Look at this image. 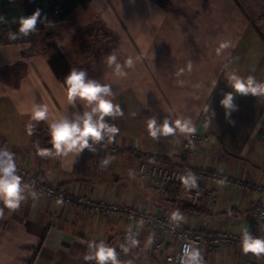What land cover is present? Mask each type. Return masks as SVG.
Listing matches in <instances>:
<instances>
[{"label":"crops","instance_id":"0c3cea01","mask_svg":"<svg viewBox=\"0 0 264 264\" xmlns=\"http://www.w3.org/2000/svg\"><path fill=\"white\" fill-rule=\"evenodd\" d=\"M99 6L104 28L118 30L113 47L102 51L97 40L85 49L83 40L76 48L70 33L78 35L90 24L76 15L80 8L65 23H57L55 17L54 25L68 30L50 36L41 51H33L28 35L12 41L8 36L0 46V147L15 153L17 165L28 166L64 193L117 198L121 204L154 212L179 209L184 224L236 234L248 229L264 236L249 219L256 193L236 184L264 182V95L237 94L236 108L228 116L220 104L224 93L232 91L226 85L230 72L264 82V0H108ZM11 23L19 28V21L7 25ZM225 40L232 46L218 52ZM113 51L122 65L129 55L139 57L134 67L125 65L126 77L115 75L105 63L104 57ZM70 68L85 69L89 78L112 84L114 100L123 109L112 121L119 132L111 142L119 152L84 149L78 156L68 153L40 161L33 134L41 125L48 133V126L41 121L29 134V110L33 103H44L50 119L71 113L63 83ZM179 69L184 71L177 76ZM154 115L158 122L166 116L191 117L201 144L188 162L196 168L219 169L231 184L204 182L196 201L182 197L175 202L154 192L138 173L132 148L164 152L170 165L181 161L186 138L179 133L150 137L146 122ZM105 156L111 162L102 167ZM214 190L216 200L210 197ZM26 195L18 209L0 215V264H95L83 259L88 242L103 239L115 247L129 228L139 243L130 246L123 264H169L166 256L179 248L173 236L152 235L123 216H91L28 191ZM187 204L196 205L197 212L184 209ZM158 242L165 243L162 252L155 251ZM202 254L205 264L256 263L254 255L243 254L239 246ZM258 263L264 264V257Z\"/></svg>","mask_w":264,"mask_h":264},{"label":"clouds","instance_id":"9594fccd","mask_svg":"<svg viewBox=\"0 0 264 264\" xmlns=\"http://www.w3.org/2000/svg\"><path fill=\"white\" fill-rule=\"evenodd\" d=\"M45 23V18H41L40 10L37 9L32 15L20 17L19 29L17 32L10 31L9 38L16 40L21 35L27 36L38 31L37 21ZM232 46L231 41H222L217 51ZM139 57L129 55L124 65L119 60L117 53L113 51L104 57L105 63L113 68L114 74L119 77H126L128 73L124 70L132 68ZM189 69L191 64H189ZM184 69H179L176 75L182 74ZM65 94L69 104L73 105L70 114L64 113L57 118L50 119L49 106L44 103H33L30 108L29 122L26 125L29 134L37 127L41 121L47 122L50 147L39 148L38 153L42 156H62L68 153H75L77 156L88 149L96 152V145L104 148V141H113L116 138L119 128L112 121L116 117L123 115L120 103L114 100L115 92L111 83H101L96 79L89 78L85 69L70 68L63 81ZM217 81H213V89ZM226 85L232 89L226 92L220 100V104L226 110V116L235 110L234 98L237 94L252 96L264 95V82H259L252 75L243 77L237 72H230L227 75ZM212 89V90H213ZM79 102V104H77ZM83 109V110H78ZM108 117L110 120H106ZM36 122V123H33ZM146 130L148 135L154 139L169 137L174 134H184L186 138L196 132V127L191 117H179L172 120L166 116L162 122H158L157 116L147 119ZM111 162V157L105 156L101 159L102 167H107ZM183 187L196 189L199 187L197 176L188 170L186 174L180 176ZM29 185L23 181L19 174L15 153L6 147H0V215L5 210L15 211L27 198ZM35 196L33 191L30 193ZM170 219L179 223L185 218L179 209L174 210ZM139 241L136 239L132 229L129 228L125 235V242L119 245L120 249L128 252L130 246H136ZM239 247L243 254L251 253L256 257L264 256V236H253L248 229H244L240 236ZM83 259L95 264H123L119 259L117 248L107 243L105 240H90L87 252ZM178 264H205L202 250L195 246V242H186L181 248L178 256Z\"/></svg>","mask_w":264,"mask_h":264},{"label":"built area","instance_id":"2783aa9c","mask_svg":"<svg viewBox=\"0 0 264 264\" xmlns=\"http://www.w3.org/2000/svg\"><path fill=\"white\" fill-rule=\"evenodd\" d=\"M201 144L199 135L195 132L190 134L182 145L183 153L181 161H173L167 165L169 155L164 152L142 151L138 147L132 148V154L138 160V173L147 180L151 189L154 192L160 193L163 196L177 202L182 197L196 201L202 196V184L208 182H224L230 185L231 182L223 176L222 172L216 168H200L193 167L188 162V159L194 155ZM99 151L115 154L119 152V147L116 143H108L104 148L99 144L96 145ZM19 174L23 177V181L29 185L28 192H35L36 197L41 200L54 201L61 203L67 207L80 208L86 214L101 217H118L123 216L131 223L137 224L152 232V235L160 233L163 236L171 235L179 241L177 252L166 256V261L169 264H178V256L181 248L186 242H195V246L199 247L202 252L204 250L226 249L238 247L241 234H236L229 231H217L212 229H200L192 224H178L170 219L171 211L154 212L148 208L139 209L135 205L121 204L117 198H102L93 199L89 195H70L59 190L54 184L48 183L41 175L32 172L26 166L17 165ZM191 170L197 176L199 187L196 189H187L183 187L180 181V176ZM239 188L251 190L256 193V198L249 211V219L253 225L264 231V182H249L242 183L240 180L236 182ZM216 185V184H214ZM212 200H216V191L210 193ZM258 237L260 235H253ZM125 242V235L121 238L120 243L115 246L119 253V259L124 263L129 251L124 252L119 245ZM165 243L158 242L155 245L156 252L164 250ZM130 249V248H129ZM256 263L264 256L256 257Z\"/></svg>","mask_w":264,"mask_h":264},{"label":"trees","instance_id":"16d2710c","mask_svg":"<svg viewBox=\"0 0 264 264\" xmlns=\"http://www.w3.org/2000/svg\"><path fill=\"white\" fill-rule=\"evenodd\" d=\"M57 1L58 0H0V46L5 43L6 36L10 33V31L17 32L19 29H10L7 25L9 22L19 21L20 17L30 16L37 9H39L41 18L57 12L55 19L56 22L65 23L69 20L77 8L81 7L83 10H87L88 5L96 0H66L60 9L56 7ZM41 24L40 18H38L36 26L37 29L41 26ZM107 36L108 35H105V38H107ZM46 131L47 130L44 128V125H41L34 131L33 143L36 147L37 145L39 148H48L51 146L49 136ZM36 151L40 161H44L49 157L40 155L38 153V149ZM184 209L192 212H197L198 210L197 206L193 204L185 205Z\"/></svg>","mask_w":264,"mask_h":264},{"label":"rangeland","instance_id":"374dc122","mask_svg":"<svg viewBox=\"0 0 264 264\" xmlns=\"http://www.w3.org/2000/svg\"><path fill=\"white\" fill-rule=\"evenodd\" d=\"M66 0H58L56 3V7L58 9H60L62 7V5L64 4ZM108 0H97V4L96 3H91L88 5V9L87 10H82L81 7H79L80 9L77 12V16L78 17H86L88 19V21L90 22L89 26L82 28V33H79L78 35L74 32L70 33L71 35V39L75 40L76 42V48L81 47V43L84 40L85 44L84 46L87 48H89L90 46H93L92 43L93 42H97V40L99 41L100 45L99 47L103 50H105L106 48H110L115 46L118 41V35H117V29L115 27L108 29V28H104V26L102 25L101 21L99 20V10L98 8L99 3L101 2H107ZM57 15V12H55L52 15L46 16L45 18V23H42L41 26L38 28V31L34 32V33H30L28 36H30L28 38V36L24 37L25 39L28 38L31 41L32 44V48L33 51L38 52L41 51L43 48V42H45V40L47 38H49L50 36L56 35L57 32L61 33V31L63 30V32L65 30H68L67 28H64L62 26H59L58 28L54 25V19ZM10 26H8L10 29H16L14 28V26H16V23H11L9 24ZM73 28H75V23L72 24ZM74 31L76 29H73ZM82 34V35H81ZM105 35H108L109 37L105 38ZM9 36V34L6 36V38ZM6 41V40H5ZM12 41V39H11ZM82 46V48L84 47ZM84 47V48H85ZM39 58V57H38ZM37 58V59H38ZM41 58H39L38 62L40 64H44V61L40 60ZM38 174V173H37ZM39 175V174H38ZM42 177V176H41Z\"/></svg>","mask_w":264,"mask_h":264}]
</instances>
